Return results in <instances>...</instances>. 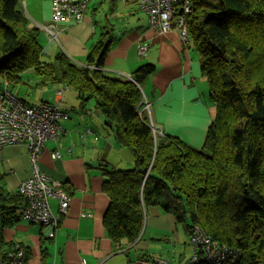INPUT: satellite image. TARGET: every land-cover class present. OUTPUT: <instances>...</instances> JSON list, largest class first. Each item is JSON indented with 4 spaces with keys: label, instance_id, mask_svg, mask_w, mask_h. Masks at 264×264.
Segmentation results:
<instances>
[{
    "label": "trees",
    "instance_id": "obj_1",
    "mask_svg": "<svg viewBox=\"0 0 264 264\" xmlns=\"http://www.w3.org/2000/svg\"><path fill=\"white\" fill-rule=\"evenodd\" d=\"M189 2L187 45L216 109L200 147L155 135L138 113L140 86L153 64L137 67L129 79L107 75L109 32L88 46L82 63L61 50L45 61L39 28L29 25L21 0H0V88L6 80L10 88L34 82L41 90L73 89L81 105L94 102L117 144L130 151L131 168L102 169L109 199L103 225L116 246L140 237L153 206L171 214L188 237L198 224L212 240L238 248L239 264H264V0ZM23 199L0 187L2 264L13 247L2 227L17 220Z\"/></svg>",
    "mask_w": 264,
    "mask_h": 264
},
{
    "label": "crops",
    "instance_id": "obj_2",
    "mask_svg": "<svg viewBox=\"0 0 264 264\" xmlns=\"http://www.w3.org/2000/svg\"><path fill=\"white\" fill-rule=\"evenodd\" d=\"M21 1L29 25L39 28L42 59L45 56L49 61L61 49L73 61L82 63L88 46L100 33L109 32L113 40L104 60L106 74L129 79L137 67L153 64L154 71L140 88L142 99L149 103L148 118L158 135L174 136L194 147L203 144L216 109L210 101L198 55L189 45H183L176 30L151 29L136 0H93L82 20L57 24L53 37L42 27L51 22V0ZM141 45L147 46L144 54L138 53ZM24 100L32 104L60 102L64 113L58 120L62 134L58 140L45 142L37 163L70 196L52 237L47 236L43 226L21 219L20 208L17 220L2 227L5 241L24 247L28 264H130L142 256L159 255L173 261L187 257L188 235L171 214L157 207L145 210L142 232L134 243L119 247L108 237L103 216L109 199L102 190V169H129L133 158L127 148L117 144L113 129L92 100L81 105L77 93H63L61 98L53 93L49 100L36 102ZM54 151L59 154L56 158H52ZM31 174L32 164L24 143L2 149L0 187L4 191L16 192L20 181ZM50 202L57 213L56 201ZM151 242L157 244L155 249H150Z\"/></svg>",
    "mask_w": 264,
    "mask_h": 264
},
{
    "label": "built area",
    "instance_id": "obj_3",
    "mask_svg": "<svg viewBox=\"0 0 264 264\" xmlns=\"http://www.w3.org/2000/svg\"><path fill=\"white\" fill-rule=\"evenodd\" d=\"M92 1L51 0V22L42 26L43 29L55 37L57 24L82 20ZM136 4L138 9L146 13L151 29L158 32L174 29L183 44L187 45L190 42L185 23V16L191 12L189 0H136ZM178 11L181 13L174 17ZM146 49V45H141L138 47V53L144 54ZM64 90L66 88L57 90L60 98ZM139 109V114L149 112V103L141 99ZM62 116L64 113L59 101L29 103L13 93L8 82L3 80L0 88V154L8 145L24 143L27 146L32 174L21 180L18 185L17 191L24 198L19 216L23 220L46 228L48 237L54 235L61 215L68 208L70 196L61 183L52 181L39 169L37 158L47 140H58L62 134L58 122ZM150 126L155 133L156 129L151 121ZM58 155V152L54 151L52 158ZM52 199L57 203V213L51 209ZM188 244L190 252L181 260L173 261L159 255H151L138 257L130 264H239L241 251L238 248L212 240L198 224L192 228ZM8 264H28L23 246L13 244L12 250L8 253Z\"/></svg>",
    "mask_w": 264,
    "mask_h": 264
},
{
    "label": "rangeland",
    "instance_id": "obj_4",
    "mask_svg": "<svg viewBox=\"0 0 264 264\" xmlns=\"http://www.w3.org/2000/svg\"><path fill=\"white\" fill-rule=\"evenodd\" d=\"M106 3H108V2H105V4ZM108 5H109V3H108ZM88 6H89L88 7V10H89L91 8V4L88 5ZM111 23H113L112 20H111ZM189 47H191V44L189 45ZM59 50H61V49H59ZM43 60L47 61V58L45 56H43ZM33 84H34V82H30L28 85H15V86L11 87V90H12L13 93H16L20 98H24V99H26V100H28L30 102H36V101H39L40 99L49 100L50 95L53 94V93H57V90H58V89H56L54 87L53 88L49 87V88H45V89L41 90L39 88H33L32 87ZM63 93H76V92L73 89H66V90H64ZM138 106H141V101H140ZM144 115L147 117L148 122L150 124V121H149V118H148V112L145 111ZM154 134L158 135V132L155 131ZM13 244H15V243H13ZM160 244L161 245H167V242H161ZM156 246H157V244H155L154 242L150 243V249H155ZM146 253H148V252H146ZM162 254L164 255L165 253H162Z\"/></svg>",
    "mask_w": 264,
    "mask_h": 264
}]
</instances>
